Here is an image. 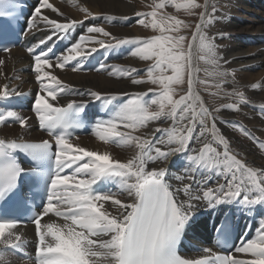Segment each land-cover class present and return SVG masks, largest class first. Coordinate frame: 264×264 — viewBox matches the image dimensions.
Segmentation results:
<instances>
[{"label": "snow or ice", "instance_id": "6c2138e0", "mask_svg": "<svg viewBox=\"0 0 264 264\" xmlns=\"http://www.w3.org/2000/svg\"><path fill=\"white\" fill-rule=\"evenodd\" d=\"M169 5L198 16L197 22L193 26L166 14L163 10ZM11 6V0H0V16L11 17ZM44 9L63 15L50 0H37L27 26L32 29L42 25L50 35L27 51L32 55V71L39 84L33 109L41 129L47 130L52 140H0V201L7 203L6 198L16 194L19 179L26 172L17 152L31 159L33 167L28 171L44 185L40 210L30 217L36 236L35 264H264V219L254 238H241L240 245H229L232 229L229 219L220 222L215 229L216 245L224 253L203 248L205 255L187 259L178 251L186 232L198 224L199 202H206L209 209L226 204H238L249 210L253 206L264 208V167L250 166L238 158L230 140L217 126L216 114L222 109L236 111L241 104L248 103L244 92L233 89L226 94L237 97L236 103L210 108L197 89L198 84L204 85L205 90L210 86L208 79L199 78L200 61L210 66L204 72L217 81L214 84L217 89H224L228 83L225 77L230 75L221 69L215 37L206 31L215 22L216 7L209 0L203 4L198 0H155L151 11L137 13L138 23L150 27L155 35L121 39L93 24L86 28V33L100 34L109 38L107 42L82 34L60 54L54 51L56 43L67 39L71 30L84 21L53 19L44 14ZM198 9L203 11L197 13ZM82 11L87 13L85 20L95 19L87 8ZM187 29H191L190 33H186ZM90 44L99 47H89ZM123 45L133 46L130 53L133 57L150 62L145 69L147 81L157 87L142 93H125L128 98L120 103H113L115 95L100 91L89 90L87 95L94 101H103L102 110L107 113V119H97L92 125L98 139L136 149L126 161L71 142L73 131L82 126L81 114L86 112L89 101L72 100L64 106L52 102L69 90L53 74V69L63 70L74 62L72 70L78 71L100 49L107 52ZM106 67L101 63L97 71ZM111 67L109 75L120 77L139 72L137 68ZM145 82L132 80L133 84ZM185 84L186 91L176 98L177 87ZM251 87L256 89L258 85ZM14 92L5 85L0 89V99H7ZM148 93H152L151 99H146ZM153 106L156 110H152ZM261 112L264 113V107ZM9 118L18 121L21 127L27 125V120L17 112L0 111V123ZM168 120L171 121L168 127L158 126L148 136L133 134L150 122ZM224 122L232 123L244 136L258 139L239 122ZM260 147L264 148V142ZM176 153H183L187 161L182 174L170 176L166 167H149ZM172 180L179 182V186ZM210 181H214L212 186ZM108 185H114L115 191ZM124 194L127 199H120ZM106 204L115 211H109ZM50 215L62 218L64 223H42ZM22 223L19 218L0 214V245L5 251L23 248L25 242L15 232ZM233 252L251 259L237 258ZM4 259L0 254V261Z\"/></svg>", "mask_w": 264, "mask_h": 264}, {"label": "bare ground", "instance_id": "6f19581e", "mask_svg": "<svg viewBox=\"0 0 264 264\" xmlns=\"http://www.w3.org/2000/svg\"><path fill=\"white\" fill-rule=\"evenodd\" d=\"M53 2L54 6L63 15L59 16L51 9L44 10V14L50 18L58 20L68 18L83 21L87 13L82 11V9L87 8L88 12L92 13L95 17V19L89 18L87 19L88 21L86 20L88 26L93 22L94 25L104 27L112 36L121 39L132 37L147 38V32L145 30L148 27L139 24V19L135 20L137 12L133 8V3L138 4L140 2L139 0H53ZM217 2L220 6L214 13L215 22L217 23L215 26L219 29L218 33L220 35H226L225 37L229 35L223 45H218L217 53L221 52L224 54V63L226 65H223L235 70L234 73L233 71L230 72L229 76L232 78L229 79L232 80L234 85L242 87L244 85L249 98L246 106H242V110H237V114L235 115H233V111H228V109L223 110L224 118L221 122L217 121V126L221 133L230 139L232 150L239 154L238 158L244 159L250 166L261 168L264 167V148L260 147V143L264 142V113L261 112V107H264V0H218ZM35 3L37 5V0H35ZM209 4L212 5V0H209ZM208 11L211 12V7L208 8ZM37 24L39 25V21H37ZM32 29L34 31L30 32L33 36L32 45H35L39 40L50 35L49 30L42 25ZM92 35L99 39H104L106 42L109 40V38L103 37L100 34ZM72 36H68L72 41L70 43H75L76 41ZM230 36L233 37L231 38ZM60 42L64 44L63 51L70 44L67 43L66 39ZM248 45L251 47H248ZM89 47L99 46L90 44ZM132 47L131 45H123L119 49H112L107 52L102 49L101 52L93 54V57L85 62V66L77 72L72 70L75 66L74 62L63 70L53 69V74L68 85L69 90L63 95L58 96L56 101L52 102L58 106H64L72 100H87L89 101L90 109L96 121L97 119H107L108 117L107 113L102 110L104 102H94L87 95L89 90L115 95L116 100L113 103L125 101L128 98L123 95L125 93L147 92L150 89L149 86L144 83L133 84L132 80L147 78V74H143L145 75L143 77L142 73L146 72V66L150 62L142 61L138 57L130 55ZM0 61H3L0 64V89H3L7 85L10 90H15L7 99H0V105L2 106L0 111H6L10 110L9 105L11 106L13 104V98H18L23 102H28V98H34L35 94L39 91V85L35 80V74L30 73V70H32V57H30L28 51H25L23 47L19 46L5 53H0ZM101 63H104L108 67L97 71ZM113 65L137 68L139 72L133 74L131 77H120L118 74L109 75L113 70L111 67ZM259 67H262V69L257 73L254 72ZM86 68L90 71H97V73H83L85 72L83 70ZM14 78L16 80L20 79V81H16ZM253 84L258 85V87L253 89L251 87ZM151 97L152 93H148L146 99H151ZM31 102L29 101V104ZM206 105L208 106V104ZM19 110L21 109L17 108L15 112L20 113ZM30 112L32 111L30 110ZM32 114L33 116L36 115L35 112ZM234 117H237V119L240 118L242 121L235 120ZM25 119L27 120V125L24 127L14 125L11 120L0 123V140H42L41 137L45 135L37 128V122L32 121L31 118L25 117ZM224 121L239 122L253 137L258 139L253 140L250 138L252 143L240 141L231 131L234 127L233 124L225 123ZM170 124V120L164 123L150 122V125L146 129L140 128L134 133L138 136H148L156 127H168ZM197 131H199V128H197ZM156 135L159 136L160 133H156ZM70 140L74 145H79L90 151L100 153L108 152L113 159H119L121 161L130 159L136 151L133 146L105 143L98 139L93 130L87 135H76ZM196 146L199 147V145ZM186 163L184 154L176 153L166 160H159L154 164H150L149 167H166L171 176L172 174H182ZM171 182L179 186V182L175 180ZM213 183L214 181H210L209 186H212ZM110 187L115 191L114 185H110ZM119 198L122 200L127 199L126 194ZM105 207L109 211H115L110 204H106ZM226 208L237 212L243 227L245 225L247 226V229L242 234L243 238H254L260 221L264 219V208L261 206H253L249 210L247 208H241L238 204H226L215 209H209L206 206V202L201 201L199 202L197 211L199 225L197 224L195 228L187 231V236L190 241L198 247H203L205 243H209L211 235L208 231V218H211L213 215L218 216L221 213L223 214ZM42 221L43 223H64L62 218L54 216L46 217ZM15 232L21 235L23 240L28 239L23 247H33L31 241L34 239V228L31 225L18 226ZM207 247H211V245L208 244ZM0 254H3L5 257L3 261H0V264H33L22 260L9 249L5 251L3 245H0ZM203 255L205 254L201 250L189 253V257L192 259H198ZM235 256L240 259H251L250 256L240 253H236Z\"/></svg>", "mask_w": 264, "mask_h": 264}, {"label": "rangeland", "instance_id": "374dc122", "mask_svg": "<svg viewBox=\"0 0 264 264\" xmlns=\"http://www.w3.org/2000/svg\"><path fill=\"white\" fill-rule=\"evenodd\" d=\"M140 2L138 3V4H135V3H133V8H134V10L138 13V12H148V11H151V5L155 2V0H139ZM218 0H212V5H214L215 7H216V9H218V7L220 6V4L217 2ZM198 2L199 3H201V4H203V2H204V0H198ZM50 3H52L53 5H54V2H53V0H50ZM254 7H256V6H254ZM44 10H46V9H44ZM43 10V11H44ZM166 14H169V15H174V16H177V18H179V19H183V20H185V22L186 23H188V24H190V25H193L194 26V24L197 22V20H198V16H190V15H188L187 13H185L183 10H178V9H175L174 7H172L171 5H169L166 9H164L163 10ZM197 11V13L199 12V11H203V9H198V10H196ZM138 19H140V17H138L137 16V14H136V17H135V20H138ZM147 19H150V18H147ZM83 21H84V23L83 24H80V25H78L76 28H74V29H72L71 30V33H70V35H73L72 36V38L76 41L77 39H78V37L80 36V35H82V34H84V35H86V34H88V33H86V28L88 27V23H86L87 21L86 20H84L83 19ZM131 24V23H130ZM130 24H128L129 26H132V25H130ZM215 24H217L216 22H214V23H212L211 25H209V27L206 29V31H207V33H208V35L209 36H214L215 37V43L217 44V46L219 45V44H224L225 43V40L226 39H228V37H229V35L227 36V37H225L226 35H220L219 33H218V31H219V29L215 26ZM91 25H93V22H92V24ZM96 26H98V25H96ZM147 33V37H150V36H152V35H155L156 33L155 32H153V30L150 28V27H148V29H146L145 30ZM186 31V33H190V31H191V29H187V30H185ZM88 35H92V34H88ZM75 37V38H74ZM231 38L233 37V36H230ZM251 46H254L253 44H250ZM250 45H248V47H251ZM102 51V49H100L99 51H98V53L99 52H101ZM219 53H220V55H219ZM219 56V64H220V66H221V69L222 70H228L229 69V73L230 72H232L233 71V73H234V69H232V68H227L225 65V56H224V54H222L221 52H218L217 53ZM222 56H224V57H222ZM222 57V58H221ZM223 64H225V65H223ZM224 66V67H223ZM199 67L201 68V71H200V73L198 74L199 75V78L201 79V80H204V79H208L209 81H210V86L209 87H207V90H205V86L204 85H200V84H198L197 85V89L200 91V95L203 97V99H204V102L206 103V104H208V106L210 107V108H218V107H220L221 105H225V104H230V103H236L237 102V97H235L234 95H232V96H229V95H227L226 93L227 92H232L233 91V89H235L236 91H242V92H244V94H246L245 95V98H246V100H249V98H248V95H247V92H246V90H245V88H244V85H243V87L242 86H238V85H234L233 83H232V80L231 79H229V78H232L231 76H227V77H225V79L228 81V83L224 86V89H217V88H215L214 87V84L217 82L216 80H214L212 77H208V76H206L205 75V72H204V69L205 68H210V66L209 65H206L203 61H200L199 62ZM224 68H226V69H224ZM260 69H262V67H259V68H257V69H255V71L254 72H259L260 71ZM247 70H249V69H247ZM254 70V69H253ZM83 71H85V72H83V73H97V71H90V70H83ZM249 71H252V70H249ZM75 72H77V71H75ZM30 73H32V74H34V72L32 71V70H30ZM143 74H147L146 72H143L142 73V76L144 77L145 75H143ZM140 75V74H139ZM15 80H16V78H14ZM143 80H145L146 82L144 83L145 85H147V86H149V88H156L157 87V85H154V84H152L150 81H147V78H143ZM16 81H20V79L19 80H16ZM37 84H38V82H37ZM39 85V84H38ZM186 91V84L185 85H183V86H178L177 87V92H176V98H178L180 95H183L184 94V92ZM215 93V94H214ZM30 100H31V98H30ZM242 106H246V104H241L240 105V107H239V110L241 109L242 110ZM2 106L0 105V108H1ZM28 108V104H24V106H22L21 108H19V109H21V110H24V111H21V110H19L20 111V113H18L20 116H22V117H26V118H31L32 119V121H35V116H33V112H30L29 113V109H27ZM10 110H12V111H15V110H13V109H10ZM152 110H156V106H153L152 107ZM223 110H225V109H222L219 113H217L216 115H217V117H218V119H217V121L218 122H221L222 120H223V118H224V114H223ZM228 111H233V110H228ZM237 111V110H236ZM236 111H233L232 113H233V115H235V114H237V112ZM238 116V115H237ZM234 119L235 120H238V121H242V119H237V117H234ZM9 121L11 120V122L14 124V125H16V126H21L20 124H19V122L18 121H15V120H13V119H11V118H9L8 119ZM149 125H150V123H149ZM148 125V126H149ZM148 126H146V127H143L144 129H146ZM142 129V128H141ZM231 131L235 134V137L237 138V139H239L240 141H242V142H244V143H252V140L249 138V137H247V136H244L237 128H232L231 129ZM134 135H136V133H133ZM45 137V136H44ZM227 138H228V136H226ZM41 138H43V137H41ZM76 138V137H75ZM74 139V138H73ZM229 139V138H228ZM230 140V139H229ZM199 225V224H198Z\"/></svg>", "mask_w": 264, "mask_h": 264}]
</instances>
